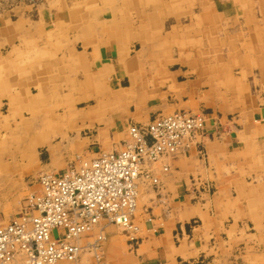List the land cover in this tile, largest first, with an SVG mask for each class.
<instances>
[{"label": "crops", "instance_id": "crops-1", "mask_svg": "<svg viewBox=\"0 0 264 264\" xmlns=\"http://www.w3.org/2000/svg\"><path fill=\"white\" fill-rule=\"evenodd\" d=\"M182 110L197 146L138 180L135 245L99 224L107 264H264V0H0V224Z\"/></svg>", "mask_w": 264, "mask_h": 264}, {"label": "built area", "instance_id": "built-area-1", "mask_svg": "<svg viewBox=\"0 0 264 264\" xmlns=\"http://www.w3.org/2000/svg\"><path fill=\"white\" fill-rule=\"evenodd\" d=\"M205 121L201 112L157 114L146 125L128 127L130 142L120 152H100L60 174L39 175V191L25 198L16 218L0 224V264H80L84 252L92 264H107L106 235L98 228L103 220L121 228L135 245L138 180L156 187L147 166L158 163L167 170V160L197 146Z\"/></svg>", "mask_w": 264, "mask_h": 264}, {"label": "rangeland", "instance_id": "rangeland-1", "mask_svg": "<svg viewBox=\"0 0 264 264\" xmlns=\"http://www.w3.org/2000/svg\"><path fill=\"white\" fill-rule=\"evenodd\" d=\"M37 177H38V176H37ZM37 177H36V178H37ZM36 178H35V179H36ZM32 180H33V179H32ZM31 193H32V192H31ZM29 194H30V192L27 193L26 196H28ZM24 202H25V199H24ZM116 227H118V226H116ZM119 229H121V228H119ZM97 232H98V230L95 231L94 233H92V234H91V237H94V235L97 234ZM92 235H93V236H92ZM86 241H87V240L84 239L82 242L85 243ZM59 264H72V263H59ZM80 264H92V260H91L90 255L84 252V253L82 254V256H81Z\"/></svg>", "mask_w": 264, "mask_h": 264}]
</instances>
